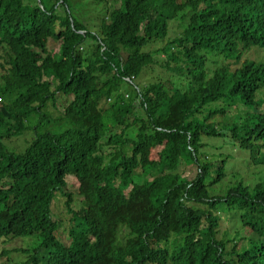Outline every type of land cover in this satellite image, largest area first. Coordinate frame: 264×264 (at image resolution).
Wrapping results in <instances>:
<instances>
[{"label":"trees","instance_id":"1","mask_svg":"<svg viewBox=\"0 0 264 264\" xmlns=\"http://www.w3.org/2000/svg\"><path fill=\"white\" fill-rule=\"evenodd\" d=\"M101 1L0 0V239L27 241L7 261L264 264V0Z\"/></svg>","mask_w":264,"mask_h":264},{"label":"rangeland","instance_id":"2","mask_svg":"<svg viewBox=\"0 0 264 264\" xmlns=\"http://www.w3.org/2000/svg\"><path fill=\"white\" fill-rule=\"evenodd\" d=\"M94 1L89 2V0H69V7L70 10L73 14H75V16H78L80 18H89L88 15L91 14H101L102 10H103V2L101 1L100 4L98 5H94ZM109 2L110 5L113 6H118L120 5V0H107ZM91 10V12H89ZM89 13V14H88ZM88 14V15H87ZM92 21V19H91ZM62 45V41L56 40L54 38H49L48 42H47V47L48 50L50 52H52L53 54H57L60 51ZM149 80L148 77H144L142 78L140 81L145 83ZM131 88V85H125L124 88H120L119 92H123L126 93V91H128ZM126 98V95H125ZM112 98L109 100L107 99V102H111ZM60 102L61 99L60 97L58 98V108H60ZM232 116V115H231ZM32 135H30L29 131H26L23 135L19 136V137H13L12 139H9L10 141L8 142L9 145V149L10 150H16L19 151L21 149H23L26 145V141H29L31 139ZM214 145H219L221 144V141H215L213 140L211 142ZM226 149L228 151L233 150L234 148L232 147H227ZM209 151L215 153L216 155L218 154H224L227 151L224 149H220V150H216L214 148L212 149H208ZM156 154L153 153L152 157H155ZM238 164H242V162H240L238 160ZM244 171L245 173L248 171V167L245 166L244 167ZM186 172H188V174H186L187 178L193 179L196 176L197 173V168L195 166L192 167H188L186 169ZM67 191L71 192L73 199L74 200H79L80 197L78 195V186L79 183L77 182L76 178L74 176H68L67 177ZM64 198L61 195H56V197L53 200V204H52V210L54 213H56L59 216V221H60V226L58 228V231L56 233L57 238L63 242L64 244L68 243V235H69V229L71 228L72 224H71V214L67 211V207L64 203ZM124 235V232L121 234L120 239L122 240V236ZM39 241V239L36 241V243ZM25 244H27V241H22L20 239H11V240H6V239H0V264H10L7 259L8 257L14 258L17 261V257H22L23 254L15 251L18 249H21L22 247L25 246ZM4 252H8V253H4Z\"/></svg>","mask_w":264,"mask_h":264}]
</instances>
